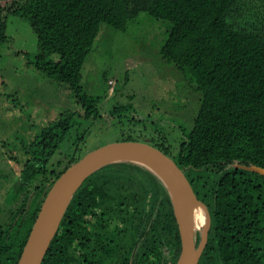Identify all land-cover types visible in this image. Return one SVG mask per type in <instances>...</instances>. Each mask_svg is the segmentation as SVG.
Instances as JSON below:
<instances>
[{"label": "trees", "instance_id": "1", "mask_svg": "<svg viewBox=\"0 0 264 264\" xmlns=\"http://www.w3.org/2000/svg\"><path fill=\"white\" fill-rule=\"evenodd\" d=\"M140 12L165 22L159 54L199 94L174 149L163 137L148 143L173 160L208 211L196 264H264V175L235 165L264 168V0H0V43L9 15L25 20L36 44L27 63L63 83L79 106L59 111L34 135L28 174H47L74 118L98 114L80 80L100 24L124 30ZM77 158L70 155L0 219V264H15L44 194ZM178 252L165 188L144 168L114 162L76 188L40 264H174Z\"/></svg>", "mask_w": 264, "mask_h": 264}, {"label": "rangeland", "instance_id": "2", "mask_svg": "<svg viewBox=\"0 0 264 264\" xmlns=\"http://www.w3.org/2000/svg\"><path fill=\"white\" fill-rule=\"evenodd\" d=\"M165 29L164 21L144 12L124 30L100 24L80 80L84 92L96 98L98 114L74 118L45 164L47 174L42 175L41 168L35 167L30 177L25 158L34 135L59 111L79 106L70 99L63 83L27 63L36 51L34 34L25 20L7 17V40L0 43L1 220L17 210L24 196L45 183L50 172L65 166L70 155L79 158L97 146L126 138L150 143L163 137L165 145L175 148L191 127L199 94L193 83L160 56ZM199 215L205 216L203 208L193 204V228L200 223ZM199 233L194 231V244Z\"/></svg>", "mask_w": 264, "mask_h": 264}, {"label": "water", "instance_id": "3", "mask_svg": "<svg viewBox=\"0 0 264 264\" xmlns=\"http://www.w3.org/2000/svg\"><path fill=\"white\" fill-rule=\"evenodd\" d=\"M114 162L136 164L162 184L170 199L179 237V252L174 264H196L206 240L209 225L207 209L196 198L183 172L170 157L154 146L136 140H118L97 146L85 152L58 174L39 204L15 264H40L76 188L88 174ZM235 165L264 175L262 167L253 164ZM195 203L202 206L206 217L196 245L191 220V209Z\"/></svg>", "mask_w": 264, "mask_h": 264}, {"label": "clouds", "instance_id": "4", "mask_svg": "<svg viewBox=\"0 0 264 264\" xmlns=\"http://www.w3.org/2000/svg\"><path fill=\"white\" fill-rule=\"evenodd\" d=\"M198 218L200 220V223L197 225H194V230L202 229L206 223V217L204 215H200Z\"/></svg>", "mask_w": 264, "mask_h": 264}, {"label": "bare ground", "instance_id": "5", "mask_svg": "<svg viewBox=\"0 0 264 264\" xmlns=\"http://www.w3.org/2000/svg\"><path fill=\"white\" fill-rule=\"evenodd\" d=\"M141 165H143V164H141ZM143 166H145V165H143ZM195 205H197V207L198 206H200V207H202L200 204H197V203H195ZM192 211H193V206H192V209H191ZM200 216V215H199Z\"/></svg>", "mask_w": 264, "mask_h": 264}, {"label": "flooded vegetation", "instance_id": "6", "mask_svg": "<svg viewBox=\"0 0 264 264\" xmlns=\"http://www.w3.org/2000/svg\"><path fill=\"white\" fill-rule=\"evenodd\" d=\"M208 212V211H207ZM209 216V215H208ZM208 227H209V225H208ZM207 231H208V228H207ZM206 237H207V232H206ZM198 238H199V236H198ZM205 242H206V240H205ZM204 247V246H203Z\"/></svg>", "mask_w": 264, "mask_h": 264}]
</instances>
